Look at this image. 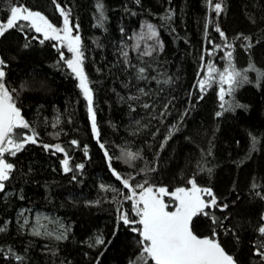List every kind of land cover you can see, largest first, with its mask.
<instances>
[{
	"label": "trees",
	"instance_id": "1",
	"mask_svg": "<svg viewBox=\"0 0 264 264\" xmlns=\"http://www.w3.org/2000/svg\"><path fill=\"white\" fill-rule=\"evenodd\" d=\"M17 4L58 29L63 17L57 5L69 12L82 42L99 137L78 80L61 60V54L72 57L67 48L23 21L0 36L3 82L30 125L14 132L37 133V143L15 156L5 153L14 169L0 192V264H155L132 230L140 225L120 219L126 212L136 220L125 199L129 190L113 169L133 185L147 180L168 191L195 177L227 208L211 209L216 224L194 216V234L211 237L215 230L237 264H264L255 254L264 243L258 231L264 226V0H0V22ZM143 21L157 28L163 49L140 58L129 37ZM229 63L247 81L229 94L217 76L201 92L202 66L214 64L219 72ZM141 67L146 79L138 78ZM45 144H59L67 156ZM125 151L137 158L129 162ZM65 159L72 171H64ZM22 210L60 218L69 228L66 238L30 235L18 222ZM97 237L104 243L96 244Z\"/></svg>",
	"mask_w": 264,
	"mask_h": 264
},
{
	"label": "snow or ice",
	"instance_id": "2",
	"mask_svg": "<svg viewBox=\"0 0 264 264\" xmlns=\"http://www.w3.org/2000/svg\"><path fill=\"white\" fill-rule=\"evenodd\" d=\"M139 2V0H137ZM97 7L101 9L102 5L98 4ZM61 16L63 17V27L58 29L49 20L38 11H33L22 5L12 6L9 10V16L6 21L0 22V36H3L6 31L20 27V22H29L35 32L42 33L44 39H51L66 43L67 51L72 53L71 59H65L61 54V60H64L68 69L78 78L79 88L86 99L88 110L91 113V125L93 132L99 137V131L96 125V114L93 110V90L89 86V80L85 74L83 67L84 53L81 50L80 36L73 35V27L70 25L69 12L60 5H57ZM214 9L219 14L223 8L220 2L215 3ZM78 28V25L76 26ZM144 30L139 33L141 40L145 36L149 39L155 38V43L150 45V50L145 51L144 55H151L153 51H157L162 47V42L158 39V33L155 26L146 24L143 26ZM216 31L220 32L221 36L224 33L219 28ZM244 40H250L249 37H242ZM43 43V40L40 41ZM27 47V45H25ZM136 47H139L137 44ZM231 47V45H229ZM123 55L127 57L128 53L124 52ZM229 61L231 60L232 53H228ZM6 67L5 62L0 58V192L5 190L6 182L10 179L14 165L8 162L5 158V153L15 156L17 152L22 150L27 143H37V133L33 131L30 135L18 134L14 130L17 128L29 129L30 125L21 116L20 109L16 107L13 102V95L4 84L3 80L6 75L4 71ZM207 72V76L199 81V88L203 92L206 86L219 77L221 84L227 85V92L230 94L240 84L247 81V75L237 71L235 67L229 63V66L223 71L216 69L214 64H206L202 66ZM146 69L141 67L138 70V78L146 79L143 75ZM264 77V73L260 74ZM15 91V90H12ZM142 91V90H141ZM225 96V89H220V99L223 101ZM202 98V97H201ZM148 107V105H145ZM221 108L224 105L221 104ZM221 115V113H217ZM55 127V125H53ZM5 143L9 147H4ZM72 145H78V141L72 140ZM255 144V138H253ZM47 150L54 148L57 152H62L67 156L65 149L59 144L56 145H43ZM104 148V145H100ZM85 154L87 151L85 149ZM108 156V153L105 152ZM125 156L129 160L137 158L136 153L126 152ZM111 157L108 156L109 166L111 167ZM64 171L69 172L72 169L69 167L68 159L63 161ZM83 169L84 165L79 164L76 166ZM154 170V169H153ZM210 171V169H209ZM113 174L118 180L122 182L124 188L129 190V195L125 199L133 201V208L135 215L139 220H130L126 212L122 213L120 219L126 225L139 224L140 228H133L135 232H139L141 236V245L143 251L155 262V264H237L234 257L228 254L221 244L216 239L217 233L213 230L211 237H200L194 234L191 228V221L194 216L202 214L209 216L213 224L218 223L214 215H211V209L221 208L226 209L227 204H218L217 198L211 188H201L197 186L195 177L191 178L188 183L190 187H177L174 191L170 192L166 187H159L155 189L154 186L148 184L145 180L142 184L133 185L130 178L121 177V175L113 169ZM134 179V178H131ZM101 187H105L101 185ZM139 189V192L137 191ZM112 191H118L112 189ZM170 195L175 204V210L168 211L170 207L163 199L164 196ZM207 195L211 199H204L203 196ZM260 195V193H257ZM264 198V197H262ZM208 209L209 211H205ZM119 211V209H118ZM2 230V229H0ZM259 233L264 236V226L258 229ZM38 234V233H37ZM64 238L63 234L58 236L57 239ZM96 244H103V238L97 237ZM92 246V245H90ZM264 259V243L256 249V253ZM17 259H21L17 257Z\"/></svg>",
	"mask_w": 264,
	"mask_h": 264
},
{
	"label": "rangeland",
	"instance_id": "3",
	"mask_svg": "<svg viewBox=\"0 0 264 264\" xmlns=\"http://www.w3.org/2000/svg\"><path fill=\"white\" fill-rule=\"evenodd\" d=\"M146 24L153 25L152 23H150L148 21H143L141 23L140 27L138 29H136L135 31H133L129 37L130 42H131L130 47L133 50V53L135 55L139 56L140 58L150 57V56L154 55L156 52L162 51V49H163V43H162V47H160L157 51H153L151 55H144L145 51L150 50L149 46L153 45L155 43V38L149 39V38H147V36H145V39L141 40L139 35H138L139 33L142 32V30H144L143 26ZM60 29H62V27ZM155 29L158 33V39L160 40L159 32H158L156 27H155ZM144 31H146V30H144ZM40 34H42V33H40ZM73 35H74V32H73ZM54 41H56V43L59 47L67 48L66 43H62L61 41H57V40H54ZM137 44L139 45V47H136ZM71 56H73L72 53H71ZM202 76H203L202 79H204L207 76V72L205 71V73H203ZM77 80H78V78H77ZM78 83H79V80H78ZM127 152H129V151H127ZM125 153H126V151L123 153L124 156H125ZM126 159L129 162L132 161V160H129L127 157H126ZM126 161L124 160L125 163H129ZM130 170L133 171L132 169H130ZM128 176H136V175H132V172H129ZM186 187H190V184ZM155 189H158V188H155ZM137 191L139 192V189H137ZM170 192H172V191H169V193ZM203 198L206 200L211 199L207 195H204ZM163 199L166 203H168L170 205V207L167 209L168 211L175 210V204L177 202L174 201V199L170 195L164 196ZM131 203L133 204V201H131ZM132 210H133V214H134L132 216H134L136 218V220H139V217H137L135 215L134 208H132ZM19 221H20L21 227L23 229L27 230L30 233V235L35 236V237H40L43 239H47V240H55V241L64 240L66 238L68 232H69L68 226L60 218L53 216V215L46 214L45 212L33 211V210H28V211L22 210L20 212V215H19L18 222ZM62 234H63L64 238L57 239V237L61 236ZM146 256H148L147 253H146ZM149 258H151V257H149Z\"/></svg>",
	"mask_w": 264,
	"mask_h": 264
},
{
	"label": "flooded vegetation",
	"instance_id": "4",
	"mask_svg": "<svg viewBox=\"0 0 264 264\" xmlns=\"http://www.w3.org/2000/svg\"><path fill=\"white\" fill-rule=\"evenodd\" d=\"M27 23H29V22H27ZM30 24V23H29ZM40 34V33H39ZM43 38H44V36L42 35V34H40Z\"/></svg>",
	"mask_w": 264,
	"mask_h": 264
},
{
	"label": "water",
	"instance_id": "5",
	"mask_svg": "<svg viewBox=\"0 0 264 264\" xmlns=\"http://www.w3.org/2000/svg\"><path fill=\"white\" fill-rule=\"evenodd\" d=\"M6 144V143H5ZM193 231V230H192ZM225 250V249H224Z\"/></svg>",
	"mask_w": 264,
	"mask_h": 264
}]
</instances>
